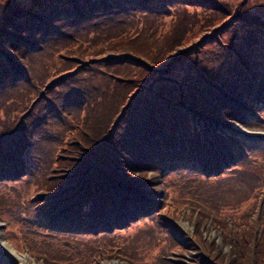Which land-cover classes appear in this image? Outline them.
I'll return each instance as SVG.
<instances>
[{"label": "trees", "instance_id": "obj_1", "mask_svg": "<svg viewBox=\"0 0 264 264\" xmlns=\"http://www.w3.org/2000/svg\"><path fill=\"white\" fill-rule=\"evenodd\" d=\"M234 123L264 127V0H0V190L35 262L264 264Z\"/></svg>", "mask_w": 264, "mask_h": 264}, {"label": "rangeland", "instance_id": "obj_2", "mask_svg": "<svg viewBox=\"0 0 264 264\" xmlns=\"http://www.w3.org/2000/svg\"><path fill=\"white\" fill-rule=\"evenodd\" d=\"M166 64H168V62H166ZM162 67H158L156 69V71L161 72L165 69H167V66ZM230 127H232L233 129H235L237 131V133L240 136H243L249 140H257L258 142L261 141V145L264 144V127L261 126H251L249 128L246 127H242L236 123L230 125ZM246 130V131H245ZM264 167V164H263ZM264 171V169H263ZM242 189V188H241ZM4 190H0V212H1V216H0V242L3 243H7L10 245L11 249H14L15 251H17L20 255L23 256V258H25V262L24 260H17L14 257H8V256H3L0 255V264H42L41 262L37 263L35 262L27 253V251L24 248V251H20L16 245H15V235L17 236L16 231L14 230L12 232V221H14V219H12V221L9 218H13L15 216L14 214V209H12L11 211H9L13 204L10 202V199H6V195L2 194L1 192ZM150 198V195L147 194L146 199L148 200ZM6 210L7 213L4 211ZM177 224H179L180 228L185 232V233H181V234H177L175 235V239L179 242L180 240L183 241L182 243H185L187 241V237H186V231L191 232V224L181 218H179L178 220L175 221ZM138 227H136L135 229H137ZM211 230H215L214 233V238L218 239L220 242L222 241L221 238V234L218 230L211 228ZM131 231V230H130ZM211 233H213L211 231ZM14 241V243H13ZM218 245H222V244H218ZM223 248H227L226 246H224ZM193 253V251H192ZM187 254H186V259L185 261L187 262ZM174 254L170 255L169 258H173ZM103 262L107 263V264H124L125 262H122V260L120 259H112V260H103Z\"/></svg>", "mask_w": 264, "mask_h": 264}, {"label": "bare ground", "instance_id": "obj_3", "mask_svg": "<svg viewBox=\"0 0 264 264\" xmlns=\"http://www.w3.org/2000/svg\"><path fill=\"white\" fill-rule=\"evenodd\" d=\"M246 131V130H245ZM211 231L213 233H211ZM214 233H215V230H208L207 232H204V235L206 236L207 239H209L210 241H214L218 244H221V242L214 238ZM224 250H228V248H224ZM0 255H3V256H8V257H14L15 259L17 260H24L25 262V258H23L22 255H20L17 251H15L14 249H11L10 245L8 244V242L6 243H3V242H0Z\"/></svg>", "mask_w": 264, "mask_h": 264}]
</instances>
